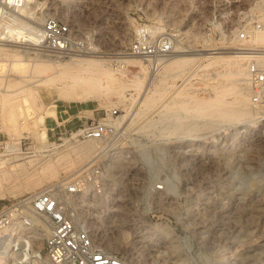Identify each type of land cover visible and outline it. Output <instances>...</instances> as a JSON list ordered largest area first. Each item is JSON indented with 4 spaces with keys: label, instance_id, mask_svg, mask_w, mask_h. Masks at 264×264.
<instances>
[{
    "label": "rangeland",
    "instance_id": "1",
    "mask_svg": "<svg viewBox=\"0 0 264 264\" xmlns=\"http://www.w3.org/2000/svg\"><path fill=\"white\" fill-rule=\"evenodd\" d=\"M260 1L30 0L26 5L25 0L23 11L13 12L19 22L13 26L40 27L47 14L73 20L89 46L68 55L105 59L115 79L65 99L56 87L38 84L35 78L49 72L34 62L68 55L49 58L21 38L7 45L20 49L21 59L8 61L11 48L0 53V210L98 163L105 168L103 193L88 188L77 213L103 229L124 264H264V169L257 172L264 163V108L250 102L247 61L241 64L244 74L235 76L233 64L198 66L205 57L164 68L166 57L150 66L127 54L134 41H150V30L174 32L183 49H233L235 30L261 17ZM12 22L10 15H0V31ZM130 57L139 62L122 60ZM234 91L247 96L246 115L228 119L194 111L208 98L212 103L213 94L229 102ZM144 105L151 108L147 115ZM112 108L118 129L105 145L71 136L87 116L98 118ZM136 111L142 115L128 124ZM177 122L188 128H170ZM89 144L96 152L86 163L77 151ZM17 162L27 168L24 173ZM162 182L163 188H156ZM22 230L17 224L7 229L11 243L24 238Z\"/></svg>",
    "mask_w": 264,
    "mask_h": 264
},
{
    "label": "built area",
    "instance_id": "2",
    "mask_svg": "<svg viewBox=\"0 0 264 264\" xmlns=\"http://www.w3.org/2000/svg\"><path fill=\"white\" fill-rule=\"evenodd\" d=\"M23 4L24 0H1L0 15L12 16ZM259 8L261 17L244 22L234 32L236 39L245 40L254 32L264 31V0L260 1ZM40 27L42 39L36 46L49 58L80 52L89 46L81 27L67 17L47 14ZM146 34L150 41H134L127 54L142 57L150 66H155L177 45L176 34L155 35L153 31ZM245 80L250 102L264 108V56L247 61ZM108 111L98 118L89 117L71 136L77 140H98L105 145L107 139L116 134L118 125L117 109ZM104 169L98 163L84 165L73 176L41 188L0 210V264H17L12 259L20 256L21 248L16 242H10L11 235L7 233V229L15 224L22 226L24 240L31 238L33 230L44 234L39 245L42 257L36 254L44 264H124L122 256L108 246L103 229L97 231L77 213V205H81L79 203L88 188L92 193H103ZM163 184H157L156 188L162 189Z\"/></svg>",
    "mask_w": 264,
    "mask_h": 264
},
{
    "label": "bare ground",
    "instance_id": "3",
    "mask_svg": "<svg viewBox=\"0 0 264 264\" xmlns=\"http://www.w3.org/2000/svg\"><path fill=\"white\" fill-rule=\"evenodd\" d=\"M29 1L30 0H26V5H27V2H29ZM24 2H25V0H24ZM23 5L18 9L19 12L23 11V9L26 7V5H24V7H23ZM11 19L13 22L10 23V25L5 26V29L0 31V53L5 54L4 51L8 48H11V53L9 54L8 61L16 62L19 59H21V58H19L20 52H21L20 49L8 47L7 45H12L9 43L14 42L17 38H21L22 40L29 41L31 43L34 42L35 45H39V42L42 39V33H41V27H38L39 25L38 26L30 25V28L28 30H26V29L21 30L18 27V25L13 26L12 24H15V23L18 24L19 23L17 14H13L11 16ZM235 40L237 41V45L232 46V47H234L233 49H226L224 47H219V48H217V50L201 51V50H193V49H183V48H179L180 46L176 45L175 48L173 49L174 51L172 50L171 52H169L165 56L166 58L164 57L165 59L162 58L163 60H161V63L162 64L164 63L162 65V67H164V68H178V67H183L185 65L192 64V63L197 64L198 60H201L200 59L201 57H205L206 59L203 60L204 64L202 63L201 65H198V66L207 65L209 63L212 64V62L216 63V61L225 62L226 64L227 63L233 64V66H235L233 69L234 71L232 70L234 72L235 76L242 75V74H244V69L241 66L243 61L258 59V58L264 56V31L254 32L252 36H250L248 39H245V40H239V39H235ZM13 45H16V44H13ZM211 48H214V47H211ZM205 53H208V55H203ZM68 54H70V53H68ZM68 54H64L62 56H57V57L62 58ZM3 57H4V55H3ZM122 60H124L126 62H134V61L139 62V61H137L138 59H136L134 57L125 58ZM21 61H23V60H21ZM205 61H206V63H205ZM19 62L20 61H18V63ZM34 64H35L34 66L36 67V69L38 68V66H42L44 68V70H47L49 72V74H47L45 76L40 75L41 77H39V75H38L39 78H37V79L35 78V80L38 82V84H43V85L50 86V87H52V86L56 87L58 94L65 99L69 98V97H77V98L82 97V96L88 94L92 90L94 91L100 87L108 86V84L110 82L113 83V80L115 79L114 73H113L112 69L106 65L105 59H102L100 57H96L94 54L93 55L92 54L87 55V54L80 53V54H75V55H68L65 58L60 59L57 62H53V61H49L47 59H44L43 61L41 60V61H38L36 63L34 62ZM31 70H32V68H31ZM38 70H40V69H38ZM40 71H42V70H40ZM24 76H26V75H24ZM33 76L34 75H32V77ZM32 77H30V78H32ZM28 78H29V76H28ZM237 79H238V77H237ZM32 80H31V82H32ZM8 83H9V81H8ZM28 83H27V85H28ZM131 83H133V82H131ZM119 86H120V84H119ZM23 87H25V86H23ZM236 90H237V88H236ZM16 91H18V90H16ZM223 92H225V91H223ZM242 92H243V90H242ZM242 92L236 91L233 100H230L229 102L222 100V99H224L223 96L218 95V94H213L214 96L212 97V103L210 102L211 99L208 98L206 101H204V102L202 101V103H197V106H196L197 108L194 109V111L196 112V110H197V111H200V113H201V111L202 112L204 111L203 114H205V115H209L208 113L210 112V115H209L210 117H211V115L216 116V117H220V118H228V119L232 118V117H234V118L235 117H241L242 115H244L246 113V111H244V109H246L245 107L248 104V102L245 98L247 96H244L245 94L243 95ZM6 95H7V93H6ZM6 95H4V96H6ZM146 99L147 98H143L141 100V103L142 104L145 103ZM192 99H194V98H192ZM196 102H198V101L196 100ZM164 104H166V103H164ZM232 104H233V106L235 105L236 108L231 107L230 105H232ZM210 107H211V111H210ZM149 109H151L150 106L146 107V105H144V109H143L142 113H146V115H147V111ZM194 111L192 110L191 112L194 113ZM206 111H208L207 114L205 113ZM200 113L198 112V114H200ZM140 115H142V114L137 113V111H136V113L133 115V117L128 122V124L133 122V118L135 119V117H138ZM192 115L194 116L195 113ZM200 116H203V115L200 114ZM142 117H146V116L143 115ZM196 117H198V115H196ZM170 119L168 121H170ZM173 119H174V117H173ZM176 120H177V117H176ZM176 120L175 121L173 120V122H176ZM168 121H167V123H168ZM179 122L175 123L174 125H171L170 128H172L173 130L178 129V128H180V129L181 128H183V129L188 128L187 125H185V126L183 124L179 125ZM205 122H206V119H205ZM171 124H173L172 121H171ZM169 125H168V128H169ZM92 144H89V145H86L84 147L79 148V150H78L79 152L77 151V153H78L77 156L80 160L88 159V157H90V155L92 153L96 152L95 147ZM18 158H19V156H15L14 160L16 161V160H18ZM91 159H92V157L90 159H88L86 161V163L89 162ZM84 162H85V160H84ZM17 164H19V166H21L20 167L21 169H19L18 171L23 172L25 169H27V168L23 167L22 163L17 162ZM29 164H31V167H32L33 166L32 164H35V162L33 163L32 160H30ZM50 166L51 165L47 164V165H44V168L46 170H48V168H50ZM260 169L261 170L264 169V163L260 168L257 169V172H259V171L261 172ZM63 180H64V178H63ZM35 192L36 191L34 190L31 193H35ZM42 234L43 233L39 230H33L31 233L30 239H25V240L22 239L20 242L16 241L17 246L19 248H21V250H20V256L18 258L12 259L13 263L17 262V264H44V263H42L43 261H41L40 259H38L36 257L37 253H39L40 257H42V254L39 252V245H40L39 240H40Z\"/></svg>",
    "mask_w": 264,
    "mask_h": 264
},
{
    "label": "crops",
    "instance_id": "4",
    "mask_svg": "<svg viewBox=\"0 0 264 264\" xmlns=\"http://www.w3.org/2000/svg\"><path fill=\"white\" fill-rule=\"evenodd\" d=\"M89 117H90V116H87L86 120H87ZM86 120H85V121H86Z\"/></svg>",
    "mask_w": 264,
    "mask_h": 264
}]
</instances>
